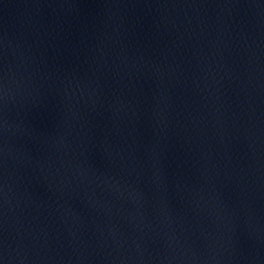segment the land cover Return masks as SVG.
I'll return each instance as SVG.
<instances>
[{
	"label": "water",
	"instance_id": "water-1",
	"mask_svg": "<svg viewBox=\"0 0 264 264\" xmlns=\"http://www.w3.org/2000/svg\"><path fill=\"white\" fill-rule=\"evenodd\" d=\"M0 264H264V0H0Z\"/></svg>",
	"mask_w": 264,
	"mask_h": 264
}]
</instances>
